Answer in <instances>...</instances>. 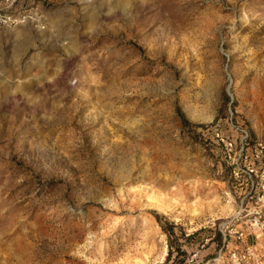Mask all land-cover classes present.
<instances>
[{"label": "rangeland", "instance_id": "rangeland-1", "mask_svg": "<svg viewBox=\"0 0 264 264\" xmlns=\"http://www.w3.org/2000/svg\"><path fill=\"white\" fill-rule=\"evenodd\" d=\"M31 6L0 27V264H264V0Z\"/></svg>", "mask_w": 264, "mask_h": 264}, {"label": "built area", "instance_id": "built-area-1", "mask_svg": "<svg viewBox=\"0 0 264 264\" xmlns=\"http://www.w3.org/2000/svg\"><path fill=\"white\" fill-rule=\"evenodd\" d=\"M23 0H0V27L11 28L19 25H24L30 22L38 23L36 20L38 12L36 8L31 6L29 8H22L20 4ZM217 138L229 148L230 151L235 149V143L229 139L225 140L220 134H217ZM244 146L241 147L243 153ZM253 153H256V160H258L264 154V146L258 144L253 148ZM256 163L253 161L249 164L247 173L250 177L256 175L257 170L255 168Z\"/></svg>", "mask_w": 264, "mask_h": 264}, {"label": "bare ground", "instance_id": "bare-ground-1", "mask_svg": "<svg viewBox=\"0 0 264 264\" xmlns=\"http://www.w3.org/2000/svg\"><path fill=\"white\" fill-rule=\"evenodd\" d=\"M152 205V204H151Z\"/></svg>", "mask_w": 264, "mask_h": 264}]
</instances>
